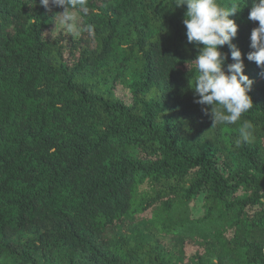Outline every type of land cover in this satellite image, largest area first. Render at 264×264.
Here are the masks:
<instances>
[{"label":"trees","instance_id":"obj_1","mask_svg":"<svg viewBox=\"0 0 264 264\" xmlns=\"http://www.w3.org/2000/svg\"><path fill=\"white\" fill-rule=\"evenodd\" d=\"M220 2L241 7L253 107L211 127L186 6L87 0L69 39L48 35L62 8L0 0V264H264L258 21L251 0ZM244 120L254 137L237 146Z\"/></svg>","mask_w":264,"mask_h":264},{"label":"clouds","instance_id":"obj_2","mask_svg":"<svg viewBox=\"0 0 264 264\" xmlns=\"http://www.w3.org/2000/svg\"><path fill=\"white\" fill-rule=\"evenodd\" d=\"M45 9L60 7L59 17L69 34L78 30L73 9L87 12V0H39ZM186 6L183 24L186 28L188 43L197 47L194 58L197 75L194 81L195 103L210 115L212 126L236 124L252 107L249 95L253 80L243 71L244 62L240 49L232 43L236 37L238 25L230 18L241 9L238 2L225 6L220 0H175V7ZM248 19L258 21L250 33V48L246 54L249 61H254L264 69V0H251ZM88 30L92 28L89 25ZM202 45V46H201ZM228 45L232 63H226L228 54L221 49ZM255 125L244 120L239 128L236 145L250 142L254 137Z\"/></svg>","mask_w":264,"mask_h":264},{"label":"rangeland","instance_id":"obj_3","mask_svg":"<svg viewBox=\"0 0 264 264\" xmlns=\"http://www.w3.org/2000/svg\"><path fill=\"white\" fill-rule=\"evenodd\" d=\"M63 10H59L58 12H62ZM74 12V11H73ZM74 14L76 15V24L78 23V19H79V17H78V15H77V13L76 12H74ZM64 34V35H66L67 36V38H69V39H71V38H73V37H77L78 36V34H79V31L77 30L76 32H74L73 34H69V32H68V29H67V27L65 26V25H63L62 23H61V21H60V18L59 17H57V19H56V22L54 23V25L49 29V33H48V35H51V36H56V35H58V34ZM194 214H198V207H195L194 208Z\"/></svg>","mask_w":264,"mask_h":264}]
</instances>
